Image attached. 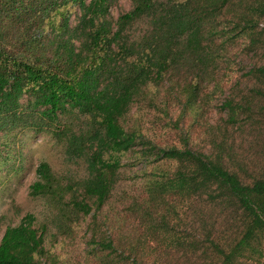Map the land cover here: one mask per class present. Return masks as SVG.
<instances>
[{
  "label": "trees",
  "instance_id": "trees-1",
  "mask_svg": "<svg viewBox=\"0 0 264 264\" xmlns=\"http://www.w3.org/2000/svg\"><path fill=\"white\" fill-rule=\"evenodd\" d=\"M116 1L0 0V155L30 131L65 161L36 166L28 194L44 210L5 228L0 264H56L47 238L73 237L81 222L95 264H264V0H131L114 18ZM239 36L263 59L199 123L204 88L225 93L220 63L234 71L227 42ZM136 102L178 143L125 123ZM134 167L140 190L105 211Z\"/></svg>",
  "mask_w": 264,
  "mask_h": 264
},
{
  "label": "rangeland",
  "instance_id": "rangeland-1",
  "mask_svg": "<svg viewBox=\"0 0 264 264\" xmlns=\"http://www.w3.org/2000/svg\"><path fill=\"white\" fill-rule=\"evenodd\" d=\"M130 6L131 0H117L110 8L111 15L116 18L119 14L127 11ZM78 12V8H72V25ZM230 15L231 13L226 11L222 19L229 21ZM236 29V31H239L240 27ZM245 44V36L234 37L227 42V46L231 48V59L235 61L233 63L234 71H230L223 63H220L219 74L223 79L222 87L225 93L219 95V90L212 89V85L204 88V95L210 98V102L206 104L208 106L206 114L199 120V123H203L206 119L209 122L216 120L219 116L218 106L222 98L231 91V87L238 79V76L244 72L243 66L248 65V62L252 64L263 59L258 54L246 53L244 50ZM239 60H242L244 64L241 65ZM154 110L155 107L150 108L147 105L136 102L128 111L125 123L140 128L141 131L158 143H178L176 135L171 130V126L166 122V119L161 113ZM192 118L193 114L188 113L184 123L185 127L191 125V141L200 148H205L204 134L201 131L203 127L198 124H190ZM29 132L20 136L22 137L21 140L24 141V145L19 151L12 149L10 151V159H3L5 152L0 155V239L5 228L19 223L25 213H41L44 210L45 201L34 199L28 194L29 185L36 178L35 169L38 163L41 160H47L56 171L63 170L65 166V161L58 150L59 148L49 138L39 135L33 136ZM73 168L75 167L73 166ZM137 169L136 167L131 169L123 168V175L126 178H122L123 182H121L120 188L113 195L105 211L116 212L122 208L118 203L121 199L119 195L122 191L136 194L140 190V176L133 181L129 178ZM85 230V222H81L76 227V234L73 237L53 234L47 238L45 245L49 249L51 256L54 257L56 264H95V259L90 253L91 244L88 242Z\"/></svg>",
  "mask_w": 264,
  "mask_h": 264
}]
</instances>
